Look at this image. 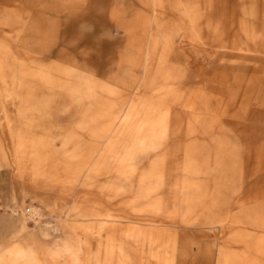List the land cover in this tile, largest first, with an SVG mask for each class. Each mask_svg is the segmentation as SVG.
Returning a JSON list of instances; mask_svg holds the SVG:
<instances>
[{"label": "rangeland", "instance_id": "rangeland-1", "mask_svg": "<svg viewBox=\"0 0 264 264\" xmlns=\"http://www.w3.org/2000/svg\"><path fill=\"white\" fill-rule=\"evenodd\" d=\"M0 264H264V0H0Z\"/></svg>", "mask_w": 264, "mask_h": 264}]
</instances>
